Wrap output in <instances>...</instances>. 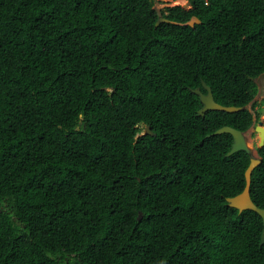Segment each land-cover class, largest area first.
Instances as JSON below:
<instances>
[{
  "label": "trees",
  "instance_id": "obj_1",
  "mask_svg": "<svg viewBox=\"0 0 264 264\" xmlns=\"http://www.w3.org/2000/svg\"><path fill=\"white\" fill-rule=\"evenodd\" d=\"M191 4L0 0V264H264V0Z\"/></svg>",
  "mask_w": 264,
  "mask_h": 264
},
{
  "label": "water",
  "instance_id": "obj_2",
  "mask_svg": "<svg viewBox=\"0 0 264 264\" xmlns=\"http://www.w3.org/2000/svg\"><path fill=\"white\" fill-rule=\"evenodd\" d=\"M163 22L172 23L176 25H182V26H192V27H194L196 24L201 23V21L197 17H193L190 21L186 23H182V22L171 21L169 19H166L163 16H160L156 24V27H158ZM203 86L207 90L206 94L202 92L201 88L191 89L192 93L200 97V100L203 104V108L199 111V114L201 116H204L209 111H222V112H228V113H237L245 109L243 107L223 106L219 104L218 102H216L214 98L212 88L208 86L205 82L203 83ZM253 129L258 133V136H259L260 142H259L258 148H263L264 147V122L261 121L259 122L258 125H253ZM226 133L231 134L234 138L232 149L227 154V156L230 157L238 152L244 151L248 153L251 158V163L248 169L246 170V174H245L246 176L245 189L241 194L235 197L228 198V204L230 207L236 208L240 212H243L245 210H253L256 213H258L264 220V209L258 207L254 203L251 197L252 175H253L254 170L261 164L262 158L258 156L254 148L249 146V140H248V137L246 136L247 133H244L235 128L226 126L218 130L215 134L219 135V134H226ZM144 134H150V135L156 136V134L151 131V128L149 126L146 127V132ZM261 244L262 245L264 244V232L262 235Z\"/></svg>",
  "mask_w": 264,
  "mask_h": 264
},
{
  "label": "rangeland",
  "instance_id": "obj_3",
  "mask_svg": "<svg viewBox=\"0 0 264 264\" xmlns=\"http://www.w3.org/2000/svg\"><path fill=\"white\" fill-rule=\"evenodd\" d=\"M190 2H191V0H177V1L155 0V9L159 13L164 11L166 8L174 7L177 5L185 7L186 9H191L192 6H191ZM257 84H258V88H259V94L256 97L255 102H257L258 105H256L255 109L252 108V105H250L248 107L254 113H256L257 111L260 112V115H261L260 120L259 121L256 120V122H255L256 125H258L260 121L264 122V105L262 104L264 101V75L257 79ZM246 136L248 137V140H249V146L254 148L255 150H257L259 142H260L258 133L253 128H251L247 132Z\"/></svg>",
  "mask_w": 264,
  "mask_h": 264
},
{
  "label": "clouds",
  "instance_id": "obj_4",
  "mask_svg": "<svg viewBox=\"0 0 264 264\" xmlns=\"http://www.w3.org/2000/svg\"><path fill=\"white\" fill-rule=\"evenodd\" d=\"M174 1H177V0H174ZM190 3H191V2H190ZM177 6H180V5H177ZM191 6H192V4H191ZM174 7H175V6H174ZM183 8H184V7H183ZM184 9H186V8H184ZM186 10H189V9H186ZM256 120H257V118L255 119V122H256ZM255 122H254L253 125H256ZM260 122H261V121H260ZM252 128H253V126H252ZM145 132H146V131H145ZM145 132H144V133H145ZM144 133H143V134H144ZM246 133H247V132H246Z\"/></svg>",
  "mask_w": 264,
  "mask_h": 264
},
{
  "label": "flooded vegetation",
  "instance_id": "obj_5",
  "mask_svg": "<svg viewBox=\"0 0 264 264\" xmlns=\"http://www.w3.org/2000/svg\"><path fill=\"white\" fill-rule=\"evenodd\" d=\"M145 131H146V128H145ZM256 153L258 154L257 150H256ZM259 156V155H258ZM260 157V156H259Z\"/></svg>",
  "mask_w": 264,
  "mask_h": 264
},
{
  "label": "bare ground",
  "instance_id": "obj_6",
  "mask_svg": "<svg viewBox=\"0 0 264 264\" xmlns=\"http://www.w3.org/2000/svg\"><path fill=\"white\" fill-rule=\"evenodd\" d=\"M172 1H174V0H172Z\"/></svg>",
  "mask_w": 264,
  "mask_h": 264
}]
</instances>
